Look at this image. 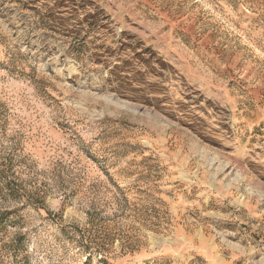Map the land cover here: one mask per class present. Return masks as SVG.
<instances>
[{
	"label": "rangeland",
	"instance_id": "rangeland-1",
	"mask_svg": "<svg viewBox=\"0 0 264 264\" xmlns=\"http://www.w3.org/2000/svg\"><path fill=\"white\" fill-rule=\"evenodd\" d=\"M0 264H264V0H0Z\"/></svg>",
	"mask_w": 264,
	"mask_h": 264
}]
</instances>
